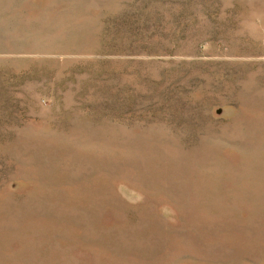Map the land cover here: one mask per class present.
I'll return each mask as SVG.
<instances>
[{"label": "rangeland", "instance_id": "374dc122", "mask_svg": "<svg viewBox=\"0 0 264 264\" xmlns=\"http://www.w3.org/2000/svg\"><path fill=\"white\" fill-rule=\"evenodd\" d=\"M0 264H264V0H0Z\"/></svg>", "mask_w": 264, "mask_h": 264}]
</instances>
